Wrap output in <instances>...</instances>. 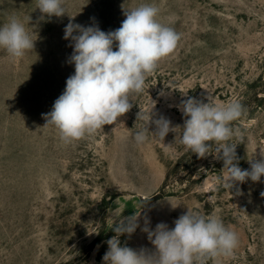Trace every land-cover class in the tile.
<instances>
[{
  "label": "rangeland",
  "instance_id": "1",
  "mask_svg": "<svg viewBox=\"0 0 264 264\" xmlns=\"http://www.w3.org/2000/svg\"><path fill=\"white\" fill-rule=\"evenodd\" d=\"M141 4L157 6V20L181 34L176 49L147 78L144 92L130 97L133 107L117 123L65 145L52 126L42 128V114L74 74L73 49L63 38L69 16L41 20L36 0H0V26L18 17L36 40L19 60L0 49V264H103L106 241L115 235L112 212L132 216L143 203L140 227L121 236L122 244L154 250L141 230L145 217L151 229L160 222L171 228L189 208L219 217L238 235L233 258L208 264H264V176L227 191L218 180L223 162L212 155L197 158L179 143L165 148L173 133L143 146L132 136L144 124L137 113L152 101L156 118L183 125L181 101L210 92L246 108L234 122L247 141L236 148L239 166L249 169L255 150L260 158L264 0H65L74 23L105 32L120 27L123 7Z\"/></svg>",
  "mask_w": 264,
  "mask_h": 264
},
{
  "label": "clouds",
  "instance_id": "2",
  "mask_svg": "<svg viewBox=\"0 0 264 264\" xmlns=\"http://www.w3.org/2000/svg\"><path fill=\"white\" fill-rule=\"evenodd\" d=\"M36 9L41 13V20L69 16L63 38L70 41L73 49L68 63L74 65V74L67 78L66 87L52 110L42 114L45 120L42 128L52 126L65 145L95 136L105 125H114L128 113L133 107L130 97L144 92L147 78L173 53L181 39V34L157 20L159 8L152 4L123 7L125 19L120 27L107 32L96 24L74 23L75 16L68 14L65 0H36ZM35 41L18 17H10L0 26V49L13 61L33 51ZM183 94L187 96V92ZM154 107L152 101L149 110L140 109L137 113V120L144 121L132 133L137 146H143L150 138L164 141L173 133L174 142L164 143L165 148L179 143L197 158L212 155L223 162L218 180L227 191L248 180L260 182L264 176V147H259V159L255 158L256 150L248 159L249 169L239 166L236 148L247 142L245 133L234 124L246 114L240 100L220 102L210 92L204 99L189 96L179 105L183 125H173L162 115L156 118ZM152 125L155 127L150 131ZM260 195L264 197V192ZM143 204L132 216L125 217L119 210L112 212L111 231L115 235L106 241L108 249L102 257L103 264H208L220 257H234L239 244L237 233L219 217L189 208L173 221L171 228L160 222L151 229L145 217V227L141 230L147 233L154 250L133 249L122 244L121 236L131 237L140 227Z\"/></svg>",
  "mask_w": 264,
  "mask_h": 264
}]
</instances>
